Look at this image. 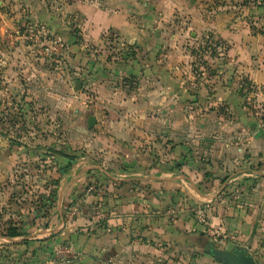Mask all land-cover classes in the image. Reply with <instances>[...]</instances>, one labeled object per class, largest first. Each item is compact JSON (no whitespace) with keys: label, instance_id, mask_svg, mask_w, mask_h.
I'll return each instance as SVG.
<instances>
[{"label":"crops","instance_id":"obj_1","mask_svg":"<svg viewBox=\"0 0 264 264\" xmlns=\"http://www.w3.org/2000/svg\"><path fill=\"white\" fill-rule=\"evenodd\" d=\"M24 1L30 9L42 10L37 22L41 30L67 42L71 49L76 42L69 24L79 26L89 41L99 42L100 34L108 32L123 43L146 46L142 51L148 64L136 61L132 67L121 68L123 77L133 76L138 85L145 83V90L152 88L146 98H134L126 91L119 95L118 88L125 90L121 82H105L108 89L102 101L112 108L106 119L112 141L128 133L127 128H116L129 119L119 112L127 103L138 101L139 105L145 100L149 108L137 114L153 122L165 120L168 127L152 130L150 152L135 151L129 142V149L120 151L113 147L94 154L84 148L83 155L67 161L60 170L51 191L49 216L25 218L32 225L20 224L24 233L19 236L8 237L2 228L0 245L37 249L35 264H211L215 261L212 247L242 248L257 264H264V123L259 110L247 105L249 100L264 105V30L255 29L257 20L241 11V16H235L237 12L231 9L240 2L258 6L264 15V0H219V15L213 16L212 8H205L206 0ZM167 20L210 27L218 36L222 49L215 74L219 81L183 86L169 75L167 81L160 80V74L175 73L178 68L156 64L160 53L153 51L163 36H147V32ZM13 36L15 40L20 37ZM108 67L106 72L122 73L120 67L118 71ZM144 74L153 78L144 79ZM158 84L173 90L167 95L162 91L160 99L159 91H154ZM164 101L168 107L160 109ZM177 104L183 105L179 115L187 126L192 121L202 124L218 119L219 130L176 132L170 122L177 118ZM92 117L95 127L99 119ZM181 137L184 143L176 145ZM10 152L9 159H13L14 152ZM103 153L106 160L101 159ZM186 207L201 209L206 224L199 223ZM206 225L222 236L212 241ZM58 247H66L72 257L58 255Z\"/></svg>","mask_w":264,"mask_h":264},{"label":"rangeland","instance_id":"obj_2","mask_svg":"<svg viewBox=\"0 0 264 264\" xmlns=\"http://www.w3.org/2000/svg\"><path fill=\"white\" fill-rule=\"evenodd\" d=\"M206 3H209L205 7L207 11L212 8L211 16L219 15V0H206ZM231 9L237 12L235 16H241V11L257 20L255 29L264 30V15L258 6L253 8L239 2ZM45 10L55 13L51 8ZM41 12L40 9H30L24 0H0V236L3 234L2 228L7 229L12 220L22 224L25 218L33 217L34 220L35 217L46 219L49 216L51 202L47 201V196L67 162V159L53 155L52 149L80 154L85 148L93 150L95 154L98 149H129L130 144L135 151L150 152L149 146L154 139L149 136L152 130H167L168 127L165 120L153 122L145 114H137L139 109L146 111L149 108L144 104L145 100L140 101L139 105L138 101L127 103L119 112L129 119L123 120L116 128H127L128 133L124 139L117 137L118 141H112L106 119L113 112L102 101L108 89L105 82H121L125 90L118 88L119 95L126 91L132 93L134 98H146L152 88L145 90V83L138 85L133 76L123 77L122 70L129 65L132 67L136 61L148 64L147 56L143 54L146 46L139 48L123 43L108 32L100 34L99 42L89 41L79 26L69 24L76 42L71 49L67 42L41 30L38 24ZM209 28L188 26L185 20H167L153 30L148 29L147 36H163L160 47L153 51L160 53L156 56V64L178 68L175 73L160 74L161 81H167L168 75L183 86L187 83L197 85V82L204 83V80L210 79L219 81V74L215 73L219 70L222 47L219 46L218 36ZM194 31L195 34L191 36ZM13 35L20 37L15 40ZM172 35L176 37L172 38ZM167 53L173 54L168 58L165 56ZM108 64L120 67L122 73L106 72L111 68ZM144 75V79L149 77L148 74ZM98 84L103 86L99 88ZM158 85L159 88L155 86L154 91H159L160 99L162 91L167 95L173 90L172 86ZM165 102L160 109L168 107ZM247 105L260 112L262 110L257 102L250 101ZM182 106L176 105L177 118L170 122V127L173 126L176 132L189 128L192 132L200 129L219 130L218 119H210L202 124L192 121L191 126H187L179 115ZM89 115L97 116V126L94 127V124L87 128L86 117ZM183 139L177 138L176 145L183 144ZM163 140L166 142V138L160 139V142ZM189 140L187 144L191 143ZM49 148L52 149L49 151ZM12 150L14 157L9 159V156H13ZM102 156L101 159L106 160V153ZM12 247L0 245V264H6L5 259L8 264H35L33 259L37 256V249ZM210 263L219 264L216 260Z\"/></svg>","mask_w":264,"mask_h":264},{"label":"water","instance_id":"obj_3","mask_svg":"<svg viewBox=\"0 0 264 264\" xmlns=\"http://www.w3.org/2000/svg\"><path fill=\"white\" fill-rule=\"evenodd\" d=\"M93 122L94 118L92 116L88 117L87 126L90 127ZM210 254L219 264H257L254 258L242 248L215 250L212 247Z\"/></svg>","mask_w":264,"mask_h":264},{"label":"built area","instance_id":"obj_4","mask_svg":"<svg viewBox=\"0 0 264 264\" xmlns=\"http://www.w3.org/2000/svg\"><path fill=\"white\" fill-rule=\"evenodd\" d=\"M250 101H252V100H249L248 102H250ZM261 108H262V110H261V112L259 111V114H260V117L264 123V105H261ZM186 209H189L190 212H192L195 215V218L199 223L206 224L205 214L201 209L194 208V207H192V208L186 207ZM206 226H207L206 233L212 241H217L222 236L220 234V232H218L217 230L211 228L208 225H206ZM56 253H58V255L65 256L66 258L72 257L66 247H58L56 250Z\"/></svg>","mask_w":264,"mask_h":264},{"label":"trees","instance_id":"obj_5","mask_svg":"<svg viewBox=\"0 0 264 264\" xmlns=\"http://www.w3.org/2000/svg\"><path fill=\"white\" fill-rule=\"evenodd\" d=\"M50 149H52V148H49V151H50ZM69 149V148H68ZM52 152H53V155L55 154V155H57L58 157H61V158H64V159H67V161H71V160H73V159H75L76 157H78L79 155H83V151H81L80 152V154H69V153H67L66 151L64 152H61V151H58V150H54V149H52L51 150ZM69 151V150H68ZM82 153V154H81ZM57 180H58V178H56L55 179V181H54V185L56 184V182H57ZM50 196H51V192L48 194V198H47V201L49 200L50 201ZM16 222L15 221H10V223H9V225H8V227H7V231H6V233H5V235L6 236H8V237H15V236H19V235H21V234H23L24 232L22 231V230H20V227H19V225L20 224H15ZM30 223V224H29ZM23 224H25V227H26V225H32L31 224V222H23L22 223V225ZM22 243L24 244H27V241H22ZM2 262V261H1ZM4 262H6L7 263V261H6V259L4 260Z\"/></svg>","mask_w":264,"mask_h":264}]
</instances>
